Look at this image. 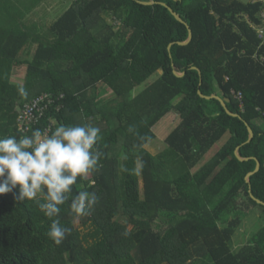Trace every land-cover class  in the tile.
I'll list each match as a JSON object with an SVG mask.
<instances>
[{"label":"trees","instance_id":"16d2710c","mask_svg":"<svg viewBox=\"0 0 264 264\" xmlns=\"http://www.w3.org/2000/svg\"><path fill=\"white\" fill-rule=\"evenodd\" d=\"M19 1L0 0V136L21 135L18 111L30 100L62 94L60 111L51 109L27 135L50 120L53 128L90 123L101 130L103 156L99 170L73 186L74 193L95 192L98 203L85 216L72 213L70 203L61 206L59 219L71 232L59 246L47 236L51 220L34 202L0 196V264H264V207L250 197L264 203V127L255 123L264 120V4L76 0L44 37L24 24L40 0L24 10ZM186 26L192 38L181 46ZM16 68L25 70L21 83L12 80ZM199 92L228 99L227 110L238 117ZM168 117L178 124L166 135L165 149L151 155L145 146ZM236 148L247 161L235 157ZM137 158L144 162L139 173L132 171ZM255 160L260 168L247 184ZM241 197L259 209L263 223L235 249L232 238L246 216L238 208ZM76 220L90 227L83 237Z\"/></svg>","mask_w":264,"mask_h":264},{"label":"clouds","instance_id":"9594fccd","mask_svg":"<svg viewBox=\"0 0 264 264\" xmlns=\"http://www.w3.org/2000/svg\"><path fill=\"white\" fill-rule=\"evenodd\" d=\"M18 92L27 96L22 86ZM101 139L100 128L90 123H60L52 130L33 129L30 135L0 136V196L11 193L17 203L34 202L51 220L47 236L59 246L71 232L59 219L61 206L70 203L72 213L85 216L98 203L95 192L74 193L73 186L101 167ZM143 167L137 158L132 171L139 173Z\"/></svg>","mask_w":264,"mask_h":264},{"label":"rangeland","instance_id":"374dc122","mask_svg":"<svg viewBox=\"0 0 264 264\" xmlns=\"http://www.w3.org/2000/svg\"><path fill=\"white\" fill-rule=\"evenodd\" d=\"M76 0H40L39 3L33 7L25 16L24 18V24L27 27L36 26L37 29L40 30V34L44 37L46 36V33L48 32V28L55 22L57 19L69 8L73 5V3ZM243 2H250L251 0H241ZM32 0H20L19 4H22L20 7L21 10H24V6L30 5ZM106 22L112 24L113 26H116L118 24V20L112 19L110 16H105ZM39 32V31H38ZM161 72H157L156 74L150 76L142 85L135 88L131 92V97L136 96L138 93L143 91L145 88H147L150 84L154 82V80L159 76ZM25 74V70L23 68H16L15 72L13 73L12 80L18 81L21 83L23 81V76ZM110 98V93L106 94L104 96V100ZM255 123L258 126L264 127V120H257ZM178 123L173 120L172 117L166 118L164 121H162L158 125V129H153V132L155 133L156 139L151 142L150 144L145 146V149L151 154V155H157L161 153L165 149L164 145V139L166 135L172 131V129L177 125ZM103 128L104 125L102 124ZM226 138H222L220 142L215 145L212 150L204 157L203 161L200 163V165L204 164L209 158L213 155V153L221 146L223 145ZM139 186L141 188L142 183H139ZM238 208L242 212L245 213L244 219H242L241 225L236 229L234 236L232 238V246L235 249H239L240 247L246 245L248 243V240L252 234L257 232L261 226H262V220L259 218V209L254 208L247 202V200L243 197L238 199ZM118 222L125 224V218L124 217H118ZM164 225H161V228H164ZM75 228L80 233V236L83 237L86 235L90 227L84 226L81 223V220L75 221Z\"/></svg>","mask_w":264,"mask_h":264},{"label":"built area","instance_id":"2783aa9c","mask_svg":"<svg viewBox=\"0 0 264 264\" xmlns=\"http://www.w3.org/2000/svg\"><path fill=\"white\" fill-rule=\"evenodd\" d=\"M250 2H262L264 4V0H251ZM261 16L264 18V11ZM232 95L236 100L239 102L241 101L240 93L235 94L232 91ZM63 98L64 96L62 94L55 96L50 93H45L30 100L22 107V109L18 111L16 119L18 131L21 134H27L30 129L35 127L51 109H55L56 112H59L62 108V104L60 102ZM49 122L50 123L42 130L54 129L53 125L55 122L53 120H50Z\"/></svg>","mask_w":264,"mask_h":264},{"label":"water","instance_id":"95a60500","mask_svg":"<svg viewBox=\"0 0 264 264\" xmlns=\"http://www.w3.org/2000/svg\"><path fill=\"white\" fill-rule=\"evenodd\" d=\"M175 1H176V0H175ZM136 2H137L138 4L143 5V6H151V5H154V4H155V2H153V1H149V2L136 1ZM160 5L163 6V7H166V8L168 9L169 13L174 17V19H175L177 22L184 24V22L181 20V18H180L176 13H174L170 8H168L165 4L160 3ZM186 28H187V31H188V38H187V40H186L185 42H183V43H178V45L184 46V45H187V44L191 41V38H192L191 30L188 28V26H186ZM168 49H169V47H168ZM193 69L196 70V71L200 74V72H199L196 68H193ZM173 73H174V75H175L176 77H182V76H183V73H182V74H179V73H177V72H175V71H174ZM200 82H201V79H200ZM198 95H199L201 98L205 99V100H210V99H215V100H217V101L221 104V106L223 107V109H224V111L226 112L227 115H229V116H231V117H238L237 115L232 114L230 111L227 110V108H226V104L229 102L228 99H221L220 97H218V96H216V95H212V96H210V97H205V96H203L200 92L198 93ZM247 131H248V140H247V143H249V142L252 140V138H253V132H252V130H251L249 127H247ZM238 150H239V148H236L235 151H234V155H235V157H236L239 161H241V162H242V161H247L248 158H241V157L239 156V154H238ZM255 162H256L255 170H254L253 172H251V173H248V174L246 175V177H245V182H246L247 184H249V178H250L253 174H255L256 172H258V170H259V168H260V164H259V162H258L257 160H255ZM249 193H250V191H249ZM250 197H251V198H252L257 204H259V205H261V206L264 207V203H262L261 201H259V200L255 199V198H253L252 195H250Z\"/></svg>","mask_w":264,"mask_h":264}]
</instances>
